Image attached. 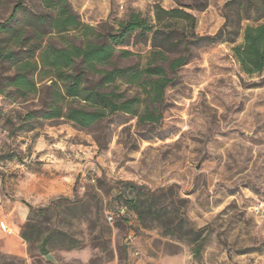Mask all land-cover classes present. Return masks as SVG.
Masks as SVG:
<instances>
[{
    "label": "rangeland",
    "instance_id": "obj_1",
    "mask_svg": "<svg viewBox=\"0 0 264 264\" xmlns=\"http://www.w3.org/2000/svg\"><path fill=\"white\" fill-rule=\"evenodd\" d=\"M229 1L68 0L99 29L130 12L155 24L157 6L181 8L193 20L163 17L171 33L155 43L166 69L188 59L167 69L157 124L121 112L89 127L31 118L37 96L0 94V222L10 229L0 228V264H264V68L245 74L232 52L264 17L251 12L209 39L225 14L235 19ZM15 4L20 25L42 10L39 0H0V22ZM152 46L150 33L132 39L133 55L114 63L143 64Z\"/></svg>",
    "mask_w": 264,
    "mask_h": 264
},
{
    "label": "trees",
    "instance_id": "obj_2",
    "mask_svg": "<svg viewBox=\"0 0 264 264\" xmlns=\"http://www.w3.org/2000/svg\"><path fill=\"white\" fill-rule=\"evenodd\" d=\"M42 10L29 9V24L20 25L15 4L7 19L0 22V94L15 101L38 97L31 118H64L80 127L92 124L114 113L137 118V124H157L162 118L164 90L175 73L188 59L177 56L167 61L158 36L170 35V24L162 18L193 17L181 8L155 9V24H148L140 12H130L126 19L99 29L82 22L68 0H39ZM235 19L225 14V22L209 36L223 35L227 25L239 27L250 13L264 17V0H230ZM151 34L152 49L143 64L116 65L115 57L125 59L133 52L124 46L130 41L147 39ZM227 33H230L228 31ZM185 41V39H183ZM160 47V48H158ZM234 58L243 73L259 74L264 68V23L246 24L242 41L232 46ZM122 85L128 88L121 89ZM130 86L141 89L128 94ZM27 206L31 209L32 206ZM46 207L36 211L44 213ZM20 236L28 242L24 230ZM199 246L194 249L197 252ZM47 253L45 247H41ZM47 255V254H46Z\"/></svg>",
    "mask_w": 264,
    "mask_h": 264
},
{
    "label": "built area",
    "instance_id": "obj_3",
    "mask_svg": "<svg viewBox=\"0 0 264 264\" xmlns=\"http://www.w3.org/2000/svg\"><path fill=\"white\" fill-rule=\"evenodd\" d=\"M110 220L112 219V216L111 215H109V217H108ZM0 228L1 229H3L4 231H8V232H10V229L6 226V224H4V222H0Z\"/></svg>",
    "mask_w": 264,
    "mask_h": 264
},
{
    "label": "water",
    "instance_id": "obj_4",
    "mask_svg": "<svg viewBox=\"0 0 264 264\" xmlns=\"http://www.w3.org/2000/svg\"><path fill=\"white\" fill-rule=\"evenodd\" d=\"M45 258L52 260V257L50 254L45 255Z\"/></svg>",
    "mask_w": 264,
    "mask_h": 264
}]
</instances>
